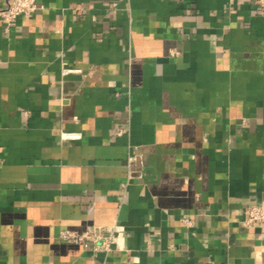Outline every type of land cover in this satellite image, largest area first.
<instances>
[{
    "label": "crops",
    "instance_id": "1",
    "mask_svg": "<svg viewBox=\"0 0 264 264\" xmlns=\"http://www.w3.org/2000/svg\"><path fill=\"white\" fill-rule=\"evenodd\" d=\"M37 5L0 17V264H264V226L242 222L264 206L252 1ZM64 229L116 241L94 251Z\"/></svg>",
    "mask_w": 264,
    "mask_h": 264
},
{
    "label": "built area",
    "instance_id": "2",
    "mask_svg": "<svg viewBox=\"0 0 264 264\" xmlns=\"http://www.w3.org/2000/svg\"><path fill=\"white\" fill-rule=\"evenodd\" d=\"M257 7L258 12L264 15V0H250ZM4 6L0 8V17L6 23V29H9L14 25L16 19L20 16L25 18L31 17L38 9L37 0H4ZM80 69H72L68 67L63 68V73H79ZM123 129L117 131V135H122ZM65 138L78 137L73 133H65ZM138 154L131 153L127 160V167L130 169L131 164L137 160ZM134 176L129 172L128 182ZM139 178L143 175L140 173ZM128 184V183H127ZM184 222L189 220L184 217ZM243 224L247 227L252 226H264V206L252 205L247 206L244 210ZM59 238L67 243L81 244L87 249L94 251L111 252L113 245L115 244L116 238L112 236H104L99 229H87L83 232H77L69 229H64L60 232Z\"/></svg>",
    "mask_w": 264,
    "mask_h": 264
}]
</instances>
